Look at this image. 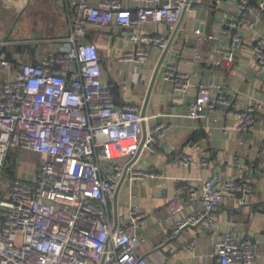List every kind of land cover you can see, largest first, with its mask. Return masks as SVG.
Segmentation results:
<instances>
[{
    "label": "built area",
    "instance_id": "obj_1",
    "mask_svg": "<svg viewBox=\"0 0 264 264\" xmlns=\"http://www.w3.org/2000/svg\"><path fill=\"white\" fill-rule=\"evenodd\" d=\"M213 7L223 12L220 24L234 49L254 43L256 67L264 79V0H215ZM76 10L69 37L37 54L34 62L19 60L13 67L0 57V72L7 75L0 87V264H100L102 259L103 264H151L135 252L142 237L137 220L143 214L129 207L133 231L119 223L113 231L107 209L126 168L123 183L158 176L135 165L142 123L162 114L143 118L141 104L126 100L117 104L112 85L103 80L99 47L87 41L85 34L91 27L111 25L175 27L195 7L192 0H97L91 6L79 0ZM251 16L263 28L247 41V32L255 30ZM192 31L198 42L213 40L200 28ZM124 38L133 47L117 61L134 64L140 71L150 61L155 65L157 54L168 46L165 32H128ZM193 61H201L198 52ZM213 61L214 67L225 64L233 75L238 74L232 52L223 54L219 46L213 50ZM192 64L165 58L158 79L171 82L168 96L176 95L187 104L186 117L195 120L230 101L213 85L201 82ZM262 107L264 100L239 112L238 133L254 131L261 124L254 112ZM171 129L168 124H154L142 147L153 151ZM16 151L19 170L15 176L6 175L8 157ZM23 152L40 157V164H33L26 177L19 176L20 165L27 166L19 158ZM190 160L186 156L180 163L186 167ZM177 190L188 197L178 195L167 203L173 236L188 227H209L225 191L240 194L242 204L251 188L242 177L225 178L222 187L205 180ZM194 247L191 240L187 248ZM254 247L249 239L238 242L227 232L216 244L215 258L219 264H250Z\"/></svg>",
    "mask_w": 264,
    "mask_h": 264
},
{
    "label": "crops",
    "instance_id": "obj_2",
    "mask_svg": "<svg viewBox=\"0 0 264 264\" xmlns=\"http://www.w3.org/2000/svg\"><path fill=\"white\" fill-rule=\"evenodd\" d=\"M78 2L0 0V46L5 45L0 48V57L8 59L6 54L13 53L12 57L18 63L16 55L27 54L29 57L23 56L26 60L22 62H34L37 54L41 56L56 42L67 39L73 20L78 15ZM214 2L192 0L195 11L183 16L165 58L178 63H193L192 68L199 80L213 85L230 103H221L215 110L203 113L201 118L191 120L186 117L187 104L180 103L176 95L168 96L171 82H163L157 75L146 114L157 112L162 116L151 118L146 124V131L156 123L168 124L172 129L153 151L142 147L135 166L156 172L158 176L145 181L124 182L119 190L118 223L133 231L128 208L134 206L143 214L137 220L138 233L142 237L135 252L151 264H219L215 258L216 244L227 232H231L238 242L249 239L255 244V256L250 264H264V107L254 112L256 120L261 123L254 131L238 133L236 129L240 122L239 112L264 100V79L256 67L254 43L238 49L232 47L230 38L223 33V25L220 24L223 12L213 7ZM87 3L95 5L97 0H87ZM251 19L255 20L254 16ZM253 24L255 30L247 32V41L251 40L256 30L263 28L258 20ZM175 28L143 25L140 29H122L111 25L91 27L87 31L85 39L99 47L103 80L112 85L118 105L125 100L143 104L150 79L162 55L157 54L155 65L147 62L142 71L136 69L134 64L118 62L121 53L133 47L124 38V33L165 32L169 41ZM193 28L213 35V40L198 42ZM123 42L130 46L124 48ZM219 46L223 54L232 52L237 75H233L231 67L225 64L214 67L213 50ZM196 52L201 57L197 63L193 61ZM122 65H130L129 70L123 72L120 68ZM131 65L133 70L130 69ZM6 76L0 72V87ZM170 135L176 136L173 142L167 140ZM14 154L17 156L19 153L16 151ZM186 156L191 160L185 167L180 159ZM204 157L207 163H203ZM242 177L249 180L251 188L242 204L240 194L225 191L221 205L213 213V224L209 227H188L178 236L172 235L173 223L167 203L178 195L186 200L188 197L187 192L177 190L179 187L197 186L205 180H212L216 186L222 187L225 178L240 180ZM107 210L113 223L112 199L108 201ZM191 240H194L195 247L189 250L187 245Z\"/></svg>",
    "mask_w": 264,
    "mask_h": 264
},
{
    "label": "water",
    "instance_id": "obj_3",
    "mask_svg": "<svg viewBox=\"0 0 264 264\" xmlns=\"http://www.w3.org/2000/svg\"><path fill=\"white\" fill-rule=\"evenodd\" d=\"M182 19H183V15L180 19V21L178 22V24L176 25V28L173 32V34L171 35V38L169 39L168 41V46L165 48V51L162 53L161 57L159 58L158 62H157V65H156V68L152 74V77L150 79V84L148 86V89H147V92H146V95L144 97V102L142 104V108H141V116L144 118L145 115H146V112H147V109H148V105H149V102H150V97H151V94L153 92V89H154V86H155V83H156V78H157V75L160 71V68L162 66V62L165 58V55L167 54L170 46H171V42L172 40L174 39V36L176 35L177 31L179 30L180 28V24L182 22ZM146 124H145V121L142 123V141H141V144H140V149L142 148L143 144L145 143V140L147 138L146 136ZM176 136L175 135H170L167 140L169 141H172L173 142V139L175 138ZM139 149V150H140ZM126 170L127 168L125 169L124 171V176L122 177L121 181L119 182V184L116 186L115 190H114V195H113V199H112V206H113V210H114V222H113V231L116 229V226L118 224V210H117V203H118V197H119V193H120V187L122 186L123 184V181L125 179V176H126ZM100 264H103V259L101 260Z\"/></svg>",
    "mask_w": 264,
    "mask_h": 264
},
{
    "label": "rangeland",
    "instance_id": "obj_4",
    "mask_svg": "<svg viewBox=\"0 0 264 264\" xmlns=\"http://www.w3.org/2000/svg\"><path fill=\"white\" fill-rule=\"evenodd\" d=\"M13 25L10 27V30L12 29ZM5 45H1L0 48L4 47ZM123 46L124 48L126 47H129V43H125L123 42ZM27 54H19V55H16L18 60L20 61H23L26 60L24 57L28 58L29 56ZM24 56V57H23ZM23 57V58H22ZM132 66V65H131ZM115 67V66H114ZM129 67L130 65H122L120 66V68H122L123 72L124 70L125 71H128L129 70ZM116 68V67H115ZM119 68V69H120ZM131 70H133V66L130 68ZM119 71V70H118ZM16 157V154L14 153H10L9 155V160H10V164L8 165V167L5 169V174L7 175H10V176H15L19 170V166L17 165V160L18 158H15ZM19 158H22L24 160H26V164L27 166H25L24 168L20 165V171L19 172V176L21 177H26V174L31 171V166L34 164V165H39L40 164V157H38L37 154H34V153H31V152H23L22 154H20V157ZM23 168V170H21Z\"/></svg>",
    "mask_w": 264,
    "mask_h": 264
},
{
    "label": "trees",
    "instance_id": "obj_5",
    "mask_svg": "<svg viewBox=\"0 0 264 264\" xmlns=\"http://www.w3.org/2000/svg\"><path fill=\"white\" fill-rule=\"evenodd\" d=\"M7 55V58H8V60H10L11 61V63L13 64V67H17L18 66V63L16 62V60L12 57V56H14V54L12 53V55H11V53H7L6 54ZM12 57V58H11ZM118 88V87H117ZM116 89V88H115ZM115 93L117 94V91L115 90ZM14 153H16V152H14Z\"/></svg>",
    "mask_w": 264,
    "mask_h": 264
}]
</instances>
